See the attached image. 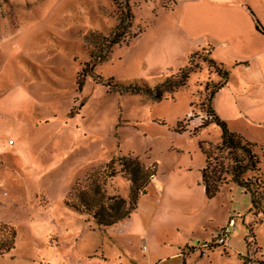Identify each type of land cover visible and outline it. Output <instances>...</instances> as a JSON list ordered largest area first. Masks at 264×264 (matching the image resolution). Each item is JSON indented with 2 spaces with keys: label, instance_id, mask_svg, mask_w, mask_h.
Returning <instances> with one entry per match:
<instances>
[{
  "label": "rangeland",
  "instance_id": "rangeland-1",
  "mask_svg": "<svg viewBox=\"0 0 264 264\" xmlns=\"http://www.w3.org/2000/svg\"><path fill=\"white\" fill-rule=\"evenodd\" d=\"M181 1L0 0V264H264V158L243 177L257 209L231 182L204 195L200 147L217 146L221 130L201 125L220 78L181 25ZM127 8L125 38L94 67L110 85L86 77L79 88L78 71ZM165 78L160 99L112 86ZM228 98L213 105L230 129L264 145L262 126L231 117ZM121 157L153 172L129 217L99 226L65 204L84 191L129 205Z\"/></svg>",
  "mask_w": 264,
  "mask_h": 264
},
{
  "label": "trees",
  "instance_id": "trees-1",
  "mask_svg": "<svg viewBox=\"0 0 264 264\" xmlns=\"http://www.w3.org/2000/svg\"><path fill=\"white\" fill-rule=\"evenodd\" d=\"M131 18L132 14L130 13V9L127 8L124 18L121 17L114 29L102 38L97 52H91V59L84 62L77 73V84L79 88L84 85L86 77H92L98 83L110 85L109 83L112 81V78L103 80L102 77L94 73V67L98 61H103L108 56L107 54L114 45L122 42L131 26ZM257 26L260 27L258 23ZM197 51L198 50H193L190 55L195 54ZM202 51H206L208 55V57L206 56L208 64L214 68V71L220 78L207 98V101L211 103L215 93L229 80V71L221 63L211 57L209 48L202 49ZM187 70H190V68ZM184 78L185 74L182 75L181 79L184 80ZM172 79H176V77ZM172 79L165 78L153 87L138 81H132L127 84L115 83L112 84V86L117 87L118 91L123 93L147 94L156 99H160L163 90L166 89V86H168ZM206 114L211 117V120L201 125V127L209 123L216 124L221 130V140L215 147H200L204 155V166L200 170L204 195L208 199L213 198L219 192L222 184L231 182L239 186L244 193L250 194L252 208L257 209L259 204L255 196L257 186L250 178H243L248 172L260 170L259 164L261 161L255 150V145L236 132L231 131L226 123L214 112L211 105L207 107ZM181 130V128L177 129V131ZM119 161L124 173H126L131 182L129 205H127L125 200L120 196H109L106 199L99 197L93 202L89 200V194L84 191L79 192V197L81 199L80 205H71L68 202L65 204L79 211L86 210L87 213L93 211L92 216L95 223L99 226H112L120 220L129 217L130 211L135 208L138 190L145 185L153 175V172L150 171L149 168H144L135 159H131L130 157H121ZM5 250L8 249L6 248Z\"/></svg>",
  "mask_w": 264,
  "mask_h": 264
},
{
  "label": "crops",
  "instance_id": "crops-1",
  "mask_svg": "<svg viewBox=\"0 0 264 264\" xmlns=\"http://www.w3.org/2000/svg\"><path fill=\"white\" fill-rule=\"evenodd\" d=\"M180 9L185 31L199 40L200 49L209 48L210 55L229 71V80L212 99L214 112L230 129L228 119L213 105L226 91V104L234 113L231 117L262 126L264 132V0H182ZM230 130L254 144L264 158L261 141L243 131Z\"/></svg>",
  "mask_w": 264,
  "mask_h": 264
},
{
  "label": "built area",
  "instance_id": "built-area-1",
  "mask_svg": "<svg viewBox=\"0 0 264 264\" xmlns=\"http://www.w3.org/2000/svg\"><path fill=\"white\" fill-rule=\"evenodd\" d=\"M233 223V220L231 219L228 225L221 229V232L218 235V243L223 244L226 240V238L229 235V226Z\"/></svg>",
  "mask_w": 264,
  "mask_h": 264
}]
</instances>
